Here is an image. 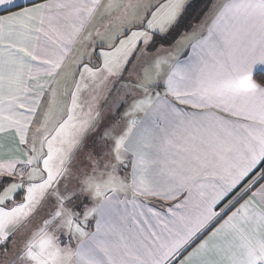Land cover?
<instances>
[{"label": "snow or ice", "instance_id": "6c2138e0", "mask_svg": "<svg viewBox=\"0 0 264 264\" xmlns=\"http://www.w3.org/2000/svg\"><path fill=\"white\" fill-rule=\"evenodd\" d=\"M209 5L0 0V264H264V0Z\"/></svg>", "mask_w": 264, "mask_h": 264}, {"label": "trees", "instance_id": "16d2710c", "mask_svg": "<svg viewBox=\"0 0 264 264\" xmlns=\"http://www.w3.org/2000/svg\"><path fill=\"white\" fill-rule=\"evenodd\" d=\"M192 8L190 9L191 18L187 24V30L191 28L192 24L196 23L198 19H201V12L209 5V0H193L191 2Z\"/></svg>", "mask_w": 264, "mask_h": 264}, {"label": "crops", "instance_id": "0c3cea01", "mask_svg": "<svg viewBox=\"0 0 264 264\" xmlns=\"http://www.w3.org/2000/svg\"><path fill=\"white\" fill-rule=\"evenodd\" d=\"M30 3V0H15V4L16 5H21V6H28V4ZM11 11H18L19 8L18 7H15V6H12L10 8ZM10 14V11L8 8H3V7H0V15H8ZM185 51H187L188 55H191V49L188 48L186 49ZM183 58V57H182ZM128 172L130 173V168L128 169ZM121 199H123V196L121 195L120 197ZM154 206H158L159 205V202H156V201H153L152 202ZM123 210V206H121V211ZM96 229H95V220H94V223L93 225H91L89 231H92L94 232ZM61 241L63 242V240L61 239ZM65 244H68V243H62V246L65 245ZM75 246V245H74ZM73 246V247H74Z\"/></svg>", "mask_w": 264, "mask_h": 264}, {"label": "rangeland", "instance_id": "374dc122", "mask_svg": "<svg viewBox=\"0 0 264 264\" xmlns=\"http://www.w3.org/2000/svg\"><path fill=\"white\" fill-rule=\"evenodd\" d=\"M193 0H190V3L192 2ZM213 2H214V0H213ZM191 29V28H190ZM190 29H188V30H190ZM181 34H183V33H181ZM179 37H177V39H178ZM123 115V112L121 111V116ZM92 202L91 201H89V204H91ZM93 223H94V220H92L91 222H90V224H89V228H88V230L90 229V227H91V225H93ZM61 239L63 240V242L62 243H71V245L72 246H74L75 244H76V241L75 240H72L71 242L69 241V238H68V236L67 235H64V236H62L61 237Z\"/></svg>", "mask_w": 264, "mask_h": 264}]
</instances>
